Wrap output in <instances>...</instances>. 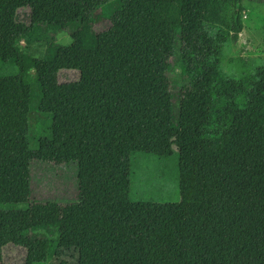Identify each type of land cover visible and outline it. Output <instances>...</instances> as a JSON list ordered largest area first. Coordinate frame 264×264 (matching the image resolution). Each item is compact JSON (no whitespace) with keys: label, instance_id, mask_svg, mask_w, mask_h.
Returning a JSON list of instances; mask_svg holds the SVG:
<instances>
[{"label":"trees","instance_id":"obj_1","mask_svg":"<svg viewBox=\"0 0 264 264\" xmlns=\"http://www.w3.org/2000/svg\"><path fill=\"white\" fill-rule=\"evenodd\" d=\"M147 2L160 4L155 23L168 32L156 57L140 53L135 28V5ZM243 3L0 0V264L5 250L26 249L27 232L7 218L35 191L33 76L51 81L72 64L78 264H264V60L227 54ZM22 9L28 22L17 21ZM140 156L177 166L180 202L134 199ZM61 226L33 228L49 236L51 260Z\"/></svg>","mask_w":264,"mask_h":264},{"label":"rangeland","instance_id":"obj_2","mask_svg":"<svg viewBox=\"0 0 264 264\" xmlns=\"http://www.w3.org/2000/svg\"><path fill=\"white\" fill-rule=\"evenodd\" d=\"M160 4L139 3L135 5V28L142 55L164 53L162 45L168 32L155 23ZM244 30L237 43L227 48L229 57L261 62L264 60V0H244ZM29 11L22 9L17 21L28 22ZM109 28L108 22L97 25L98 31ZM57 43L67 46L72 43L69 33H61ZM22 46L34 51L36 45L26 38ZM162 45V46H161ZM160 46V47H159ZM175 75L179 67L175 65ZM33 92L41 106L31 116L36 149L32 155L34 196L31 203L8 211L7 226L11 230L27 232L26 249L9 248L3 253L2 264H55L66 261L78 264L77 237V186L76 161L79 149V72L77 66L60 74L51 81L37 82L33 76ZM50 123V124H49ZM177 166L168 165L150 156L137 159L134 199L159 204L180 202L177 186ZM140 198V199H139ZM62 223L59 244L55 256H48L49 236L43 230L34 232L53 222Z\"/></svg>","mask_w":264,"mask_h":264}]
</instances>
